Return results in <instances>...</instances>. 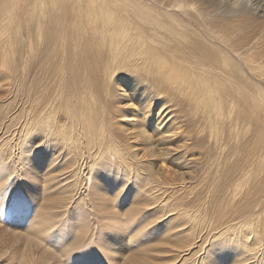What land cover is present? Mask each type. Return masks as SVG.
Listing matches in <instances>:
<instances>
[{
  "label": "bare ground",
  "instance_id": "1",
  "mask_svg": "<svg viewBox=\"0 0 264 264\" xmlns=\"http://www.w3.org/2000/svg\"><path fill=\"white\" fill-rule=\"evenodd\" d=\"M20 1L0 0L1 14L16 12L15 2ZM24 4L30 37L26 91L31 103L23 128L29 133L51 131L70 144L85 129L94 130L93 138L85 136V145L95 146L89 154L96 161L114 155L130 170V163L145 158L141 172L155 182L154 187H165L170 185L164 180L167 170L154 165L156 160L171 161L178 184L189 186L201 156L192 149L205 135L214 146L219 132L237 133L244 122L253 121L264 131V24L245 38L233 34L260 14L244 9L245 0H25ZM12 46L16 49H0V69L10 66L6 72L18 81L13 73L22 46ZM92 91L112 93L115 108L96 113L94 99L88 98ZM153 107L158 108L155 114ZM114 112L121 113L122 129L108 124ZM66 122L77 123L80 129L71 136ZM104 133L109 137L104 139ZM130 139L137 141L133 146L144 145L141 154L131 148ZM261 148L258 155L264 159V145ZM221 153L222 148L216 147L209 157L225 163ZM231 170L245 178L252 173L244 165ZM244 231L254 233L249 224ZM241 245L245 251L254 250L253 245Z\"/></svg>",
  "mask_w": 264,
  "mask_h": 264
},
{
  "label": "rangeland",
  "instance_id": "2",
  "mask_svg": "<svg viewBox=\"0 0 264 264\" xmlns=\"http://www.w3.org/2000/svg\"><path fill=\"white\" fill-rule=\"evenodd\" d=\"M24 1L15 2L16 12H0V49L22 46L13 73L18 81L6 72L10 66L0 69V264H264V159L258 155L263 128L244 122L237 133L219 132L214 146L205 135L192 149L201 156L189 186L178 184L171 161L156 160L167 170L165 187H154L141 172L145 158L130 163V170L114 155L96 161L89 154L95 146L85 145L94 130L85 129L70 144L51 131L29 133L23 128L31 103ZM245 2L244 9L260 14L233 32L241 38L264 24V0ZM90 97L96 113L115 108L112 93L92 91ZM121 119L114 112L108 124L122 129ZM66 123L71 136L80 129ZM136 142L128 140L141 154L144 145ZM216 147L225 163L209 157ZM237 165L252 173L245 178L232 171ZM247 224L254 233L244 231Z\"/></svg>",
  "mask_w": 264,
  "mask_h": 264
}]
</instances>
